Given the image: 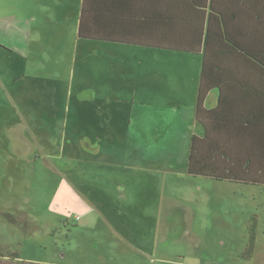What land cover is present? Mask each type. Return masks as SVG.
Instances as JSON below:
<instances>
[{
	"label": "rangeland",
	"instance_id": "obj_1",
	"mask_svg": "<svg viewBox=\"0 0 264 264\" xmlns=\"http://www.w3.org/2000/svg\"><path fill=\"white\" fill-rule=\"evenodd\" d=\"M29 24L20 19L0 24V249L17 251L19 262L32 264H131L132 248L115 235L132 233L133 247L154 264H264V189L237 187L244 191L233 194L226 185L187 178L186 148L177 130L182 121L173 124L170 115L172 129L155 130L152 110L153 124L144 136L138 110L130 116V104L115 101L117 90L101 92L110 94L111 103L102 96L93 101L88 84L97 70L91 64L73 66L70 41L52 59L54 65H40L30 56L25 63L18 49L30 38ZM108 47L118 62L115 74L125 72L121 75L132 87L144 75L148 96L152 90L161 95L167 87L176 89L171 71L197 90L198 56L131 49L124 60L123 46ZM79 85L87 87L83 91ZM147 101L154 108V98ZM92 137L97 152L79 155L89 159L59 160ZM78 172L81 185L72 188L68 176L74 173L76 183ZM195 210L206 225L198 218L184 226L173 223V215ZM254 214L255 254L244 261L240 255ZM155 228L161 230L153 236L157 242L137 240L136 234L148 238ZM0 264L19 263L3 259Z\"/></svg>",
	"mask_w": 264,
	"mask_h": 264
},
{
	"label": "crops",
	"instance_id": "obj_2",
	"mask_svg": "<svg viewBox=\"0 0 264 264\" xmlns=\"http://www.w3.org/2000/svg\"><path fill=\"white\" fill-rule=\"evenodd\" d=\"M165 1L173 3L178 0H89L86 27L90 28V32L99 34H110L114 32L124 33L134 29H139L142 33V28H148V23H143L142 19L148 16L152 20L150 27H154L155 32L162 33L163 30H160L159 26L164 24ZM82 3L83 0H0V24L6 23L14 25L15 21L18 19H20L21 22L25 21L34 24V27L30 24L27 26L30 38L18 49L21 53L20 57L25 63L30 56L32 62L35 60L40 65H42V63L54 65L52 59L60 56L62 51L66 49L67 45L65 42L70 41L74 51L72 56L73 66L77 64L78 66H80V64H91L92 68L97 70L96 74H91L90 83L88 84L91 87L90 97L92 100L98 99V102H100L99 97L102 96L111 103L110 94H101V92H104L106 87L117 90L119 94L115 101H117L120 106H126V104L129 103L130 109H128L129 111L127 112L130 116H132L133 110H138L140 114L139 126L141 135L147 136V130H149V127L153 124L150 114L152 110L156 112V123L153 127L155 130H171L172 124L168 121L170 115L173 116V124L175 121L177 123L182 121L177 130L181 133L183 150L186 148L184 153L186 156L184 171L187 178L212 182L218 185H226L233 189V194H241V191H244L237 189V187L264 189V186L256 187L233 184L228 181L209 179L203 175L191 176L187 173L188 155L191 151L190 142L191 138L195 136L197 138L196 149H198L199 153H196L194 149L192 168L204 170L205 172L218 173L219 177L230 176L227 170L228 162L230 161L231 163H237L236 166H231V174L233 176L242 178L244 177V168H249L251 170V178H264V128H260L259 124H246L244 120L245 116L251 118L250 112L256 108L254 107L255 102L248 88V84L253 86L252 82L255 81L256 74L260 72L259 68L250 63L247 67V63L241 65L238 61L234 66V74L236 76L235 82L237 85L231 84V82L228 81L226 87H221L211 92L206 103L207 109H212L217 106L218 100H220L222 101V103L219 104L220 108L223 106L224 108L230 106L231 109H227L226 111L220 109L215 115L213 113H204V115L201 116V121L204 125L201 126L195 121L197 90L190 89L186 79H184L181 74L175 71L169 72L168 78H170L169 80L175 85L174 87L176 89L167 87V89L162 90L161 95L155 90L151 91V96L147 95V80L144 75L141 79L139 78V80L136 79L134 81L133 87L135 91H133L131 79L121 75L126 74L125 72H118L115 74L116 71L114 67L118 62L114 59L116 56L114 55L113 49L108 46H123L122 48H125L123 50L127 52V54L120 52L124 60L125 57H129L132 53V51H129L131 49L151 50L154 52L165 51L78 38L79 16ZM175 5H172L168 11H173ZM166 17H173V14H167ZM32 27L33 29L31 30ZM117 28L122 31L117 30ZM6 51L12 54L16 53L14 49ZM79 51L81 53L80 58L83 57L81 58L82 60L76 61ZM50 59L51 61L49 62ZM186 64L188 67L191 65L194 67L196 65L194 62L191 63L188 61H186ZM124 67H126L125 61ZM106 68L112 71L113 74L107 73ZM246 69H248L247 71H254L256 74H254V76H248V74H245ZM200 70L198 73V80L195 78L197 81V89L199 86ZM100 71L103 72L100 73ZM19 80L20 77L18 76L13 78L14 83H17ZM79 87L84 91L87 86L79 85ZM154 93L155 97L152 96ZM150 98H154V108H151V105L147 101ZM100 108L101 107L98 106V111H101ZM105 110L109 111L110 109L106 108ZM105 110L104 112H106ZM227 122H231L228 123L231 125H228ZM96 145H98V140L92 137V140L89 139V142L83 141L78 149L76 147L75 154L71 150L69 155L59 160L74 162L75 160L83 161L89 159L79 156L81 154L80 151L83 153L92 152V154H95L97 152L95 148ZM36 159H34L33 162H35ZM82 175L78 172L75 183L74 173H72L68 176L70 179H68V185L72 188H74L75 184V187L81 185L79 179ZM96 176L99 177L100 175L96 174ZM142 177L143 176H139L138 178ZM95 184H99L98 178ZM200 213L201 212L195 210V213H191L190 215L184 212L180 213V216L173 215V223H175L176 226H184L187 225L188 220H195L198 218L201 223L206 225ZM154 218H157V216ZM157 229L158 228H155V231L152 233L153 235H149L148 238L143 237L145 234L144 232L136 234V236H138L137 240L142 243L148 241L157 242V238L153 237H158L160 235L161 230ZM128 235H132V233H128L127 236L115 235V237L121 240V242L127 243V245L132 248L133 255L130 259L131 264H154L152 258L149 257L144 250L133 247L131 243L133 238H129ZM144 257L146 259H144Z\"/></svg>",
	"mask_w": 264,
	"mask_h": 264
},
{
	"label": "trees",
	"instance_id": "obj_3",
	"mask_svg": "<svg viewBox=\"0 0 264 264\" xmlns=\"http://www.w3.org/2000/svg\"><path fill=\"white\" fill-rule=\"evenodd\" d=\"M88 4L89 0H83L80 10L78 28L80 39L154 48L180 55L201 57L195 107V121L201 126L204 125L201 121L204 113L215 115L220 109L225 111L231 109L230 106L220 108L219 104L222 103L220 100L212 109H207L206 103L209 94L226 87L228 81L237 85L234 74L235 64L239 61L241 65L247 63V67L249 63L256 65L260 70L257 74L254 71H247L248 69L245 71L248 76L256 74L255 81L252 82L253 86L248 84L256 108L250 112L251 118L245 116L244 120L246 124H259L260 128H264V0H178L173 3L165 1L164 24L159 26L160 30H163L162 33L155 32V28L150 27L152 20L148 16L142 19L143 23H148V28H142V33L139 29L110 34L90 32V28L86 27ZM172 5H175L173 11H168ZM167 14H173V17L167 18ZM117 30L122 31L119 28ZM196 139L193 136L190 142L191 151L187 164L189 175H203L209 179L246 186H264V178H251L249 168H244V177L233 176L231 166H236L235 162H228L227 170L230 176L219 177L218 173L192 168L194 149L199 153L196 149ZM249 222L247 244L240 255L244 261L253 258L256 248L257 216H252ZM19 256L17 251L4 253L0 249V260L14 262L18 260L19 264H32L19 262Z\"/></svg>",
	"mask_w": 264,
	"mask_h": 264
},
{
	"label": "built area",
	"instance_id": "obj_4",
	"mask_svg": "<svg viewBox=\"0 0 264 264\" xmlns=\"http://www.w3.org/2000/svg\"><path fill=\"white\" fill-rule=\"evenodd\" d=\"M76 220L78 221L79 220V217H77Z\"/></svg>",
	"mask_w": 264,
	"mask_h": 264
}]
</instances>
